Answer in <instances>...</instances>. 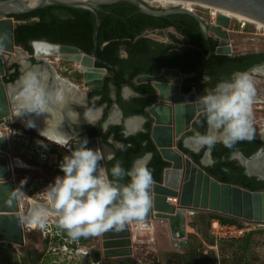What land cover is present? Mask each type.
Masks as SVG:
<instances>
[{
	"label": "water",
	"instance_id": "95a60500",
	"mask_svg": "<svg viewBox=\"0 0 264 264\" xmlns=\"http://www.w3.org/2000/svg\"><path fill=\"white\" fill-rule=\"evenodd\" d=\"M119 1L132 3L139 12L149 16H166L175 13H184L192 16L206 42L210 44V38L217 40L215 47L216 54H230L231 46L229 44L227 27L229 18L223 14H217V25H207V23L194 11L183 6L153 7L143 0H0V122L9 127L12 122L9 98V90L14 92V86L17 84L22 73L33 66H41L48 72L55 74V70L42 57L36 54L57 53L58 51L77 52L75 58H80L83 67V79L85 85H92L93 89H99L107 76L113 73H106L103 67L95 66V61H99L96 53L97 33L100 25L99 6L112 4ZM199 3H205L214 7L224 8L237 12L264 23V0H187ZM47 5H60L72 8L87 9L94 14L95 25L92 37L91 54L81 53V50L74 45H66L50 42L44 39H35L29 42L31 47V58L40 64H32L28 59L20 62L18 65V77L12 82H4L5 63L8 60L9 52L17 46L14 42V28L12 15L30 12ZM225 28L222 29L221 26ZM213 32V36L209 35ZM159 34H164V30H158ZM40 44L42 48L35 49V45ZM210 47V45H209ZM22 54L20 50H16ZM211 54L208 52L206 58ZM168 72L174 75L176 82L172 86V94L167 99L168 86L166 84L146 82L148 78L156 79L161 73ZM181 72L178 68H164L157 75L140 74L136 76L135 82L149 83L158 92L159 102L149 106L147 111L153 118L151 129V139L161 158L170 164L162 171L161 180L152 179V205L145 214L146 220L156 218L165 220L171 238L178 247H186V215L198 211L219 214L225 218L235 219L247 223L264 225V190H250L242 186L222 182L211 176L206 170L205 163H196L189 155H185L181 150L172 148V130H171V110H174V134H178L189 127L191 120L199 112L198 103L192 102L197 96L192 92L186 96L178 93V83H180ZM14 115V114H13ZM43 115L41 122L54 124V112L50 117ZM22 125L26 126L18 116H15ZM43 124V123H42ZM36 131V127L32 128ZM37 132V131H36ZM38 133V132H37ZM39 134V133H38ZM40 135V134H39ZM88 147L98 150L95 139L88 140ZM9 147L5 134L0 136V242H8L23 246L26 240L24 225L20 222V206L18 199L13 198L9 203L10 193L15 188V182L12 177V169L8 155ZM99 151V150H98ZM184 156V167L181 157ZM206 161V160H204ZM103 166V161H101ZM181 176L183 182H180ZM177 189H180L177 192ZM171 197H176L177 205L169 202ZM101 253L104 257L126 261L125 264L134 263L132 257V239L131 230L128 223L122 229L110 228L100 234ZM104 250H103V248ZM120 256V257H117Z\"/></svg>",
	"mask_w": 264,
	"mask_h": 264
},
{
	"label": "clouds",
	"instance_id": "9594fccd",
	"mask_svg": "<svg viewBox=\"0 0 264 264\" xmlns=\"http://www.w3.org/2000/svg\"><path fill=\"white\" fill-rule=\"evenodd\" d=\"M62 80L40 66L24 71L12 97L16 116L48 114L47 118L59 109L72 128L81 120L92 124L91 110L86 109L81 116L77 102L70 98L71 91ZM210 81L211 77L203 76L204 84ZM254 98L255 86L248 71H234L211 87H205L197 101L207 130L194 132L187 142L197 150L210 151L217 143L231 149L237 142L250 139ZM26 127H36L35 122L27 119ZM46 128L47 123L40 135L67 150L58 165L63 174L55 176L43 190V201L31 202L21 213L19 219L23 225L43 228L55 216L57 226L76 240L98 236L110 228L122 229L131 221L143 223L152 205V175L147 154L135 159L128 169L117 161L106 170L101 164L104 156L88 147L87 137L81 138L77 131H64L63 124L47 132ZM37 143L45 149L48 147L44 140ZM117 147L125 150L122 145ZM202 162L207 166L215 163L212 159ZM26 182L24 178L13 188L9 203L24 194Z\"/></svg>",
	"mask_w": 264,
	"mask_h": 264
},
{
	"label": "trees",
	"instance_id": "16d2710c",
	"mask_svg": "<svg viewBox=\"0 0 264 264\" xmlns=\"http://www.w3.org/2000/svg\"><path fill=\"white\" fill-rule=\"evenodd\" d=\"M99 15L100 25L97 33L96 53L103 62L97 63L96 66L106 64L109 69L114 67V80L117 81V84L119 83L118 81H123L124 77H126V80H130L138 74L156 73L163 66L178 67L181 71L185 72L196 70L200 64L206 69L210 67L209 64L211 61L226 58V56L212 54L209 58L205 59L209 50L208 43L204 39L196 20L188 14L175 13L160 17L149 16L139 12L132 3L119 1L112 4L100 5ZM12 17L18 21L14 28V42L29 52H31L29 42L35 39L74 45L87 53L91 51L95 17L87 9L47 5L30 12L12 15ZM169 26L174 27L183 36L179 38L168 32L167 35L173 39L175 44L141 36L144 30H161ZM120 44L127 46V56L119 57L117 54V48ZM210 45L212 48L214 47L215 41L213 39H210ZM170 47H174L175 50L168 51ZM18 67V63H13L7 69L3 81L6 83L14 81L19 74ZM148 103L149 101H145L143 105ZM113 127L117 133V139L127 142L134 138H122L117 132L121 126L116 125ZM141 138L148 139V133H143ZM138 143L136 142L135 145ZM126 146L130 148V144ZM214 146L212 149V158L215 163L212 166H206L205 170L219 181L254 190L255 187L250 183V178L245 175L242 174L240 179H235L233 175L234 171L241 172L242 167L235 166L234 162L228 159L232 148L220 151ZM138 147V151L133 155L141 152L142 147ZM133 151L135 152V149ZM200 154L201 152L193 155L196 163H198ZM110 165L113 166L112 164ZM129 165L130 160L124 168L128 169ZM166 165V161L162 160L159 155L154 154L151 164L148 165L152 177L159 180L161 169ZM205 214L207 226L213 218L218 219L221 224H238L240 226L245 224L243 221L225 218L219 214ZM262 231H264V228H255L249 230L240 238H219L216 240L212 236L206 235L210 245H217L220 252L231 253L233 259L236 256L233 262V259L229 260L228 256L224 254L219 256L214 251L203 254L202 251L196 252L192 249H186L183 254H175L183 260V264H248L245 254L246 250L251 240L253 241V236ZM64 236H67L65 231H62L59 236L55 235L51 238L46 236L43 239V251L50 239L59 240ZM28 237L35 240L34 234H30ZM79 240L85 241L86 238L80 237ZM230 249L236 250L229 252ZM94 254V258L96 259L97 252ZM26 255L29 257L32 255L37 260L41 257L42 251L37 254L35 252L34 254L30 250H27ZM152 264H158V262L153 261Z\"/></svg>",
	"mask_w": 264,
	"mask_h": 264
},
{
	"label": "flooded vegetation",
	"instance_id": "af4514ba",
	"mask_svg": "<svg viewBox=\"0 0 264 264\" xmlns=\"http://www.w3.org/2000/svg\"><path fill=\"white\" fill-rule=\"evenodd\" d=\"M205 21V20H204ZM198 24V23H197ZM207 25H210L207 23ZM164 29H170L166 32V37L168 38L167 42L175 44L173 39L167 35L171 33L176 37H183L180 35L172 26H169ZM163 29V30H164ZM144 30L141 33V36H146ZM158 31V30H156ZM165 33V32H164ZM161 35V34H160ZM163 35V34H162ZM178 35V36H177ZM148 37V36H147ZM151 38V37H150ZM212 39V38H210ZM215 45L211 47V54L207 57L209 58L212 54L226 56L225 59H218L210 62V67L204 68L200 64L196 70L191 71H181L178 67H161L156 73L151 75H157L164 68H178L181 72L180 83H178V93L186 96L190 93H194L197 97L203 94L205 87H211L219 79L226 78L230 74L237 70L248 71L252 77L257 78L253 80L255 86V98L252 105V132L250 139H244L237 142L229 156V160L234 162L235 166L242 167L241 172L234 171L233 175L235 179H240L241 175H245L250 178L249 181L255 187L254 190H264V50H248L241 52H234L231 49L230 54H216L215 47L217 45V40ZM61 44V43H60ZM68 45V44H66ZM77 47V46H76ZM210 47L208 52L210 51ZM79 48V47H78ZM80 49V48H79ZM81 50V49H80ZM174 47H170L168 51H174ZM207 52V54H208ZM77 53V52H76ZM75 52H70V54H76ZM81 53L91 54L81 50ZM69 54V53H64ZM117 54L119 57L127 56L128 49L125 44H120L117 48ZM206 54V56H207ZM55 60L59 61L62 65L70 64L74 69L65 70L69 71L70 76H64L55 71L56 75H59L63 78L62 83L67 85L71 91V99H74L77 102V111L83 113L86 109H90L89 118L92 121V124L87 123L81 120V123L77 127H71L67 121L64 120L63 112L59 109L54 111V124L55 128L63 124V130L66 132L77 131L81 138L87 137L88 140L95 139L98 145V150L104 156L103 167L107 170L110 169L117 161L121 162L122 166L125 167L127 162L130 160L129 168L132 165V162L138 157L144 156L145 154L149 157V164L154 157V154L160 156L158 148L155 146L151 139V129L154 124L153 118L148 114V107L154 103L159 102L158 92L152 87L149 83L146 82H135L136 75L133 79L126 80V77L123 78V81L114 80V67L111 69L108 68L106 64L103 67L106 69V73H113L112 76H107L103 84L99 89L89 88L84 85L83 71L79 62L73 61L67 56L59 57L52 55ZM205 56V59H206ZM99 58V57H98ZM47 61L48 56L44 57ZM32 64H40L42 62L35 61L33 58L29 59ZM67 62V63H66ZM103 61L99 58V61H95V66L97 63H102ZM190 63V62H189ZM188 63V64H189ZM60 65V64H59ZM44 65H41L42 68ZM46 69V68H45ZM54 69V68H53ZM47 71V69H46ZM148 74V73H142ZM211 77V81L208 83H203V76ZM260 78H258V77ZM126 80V81H125ZM92 87V86H91ZM170 87V88H169ZM172 86H168V92L170 93ZM106 93V95H104ZM170 95V94H169ZM169 100V98H168ZM195 100V101H194ZM145 101H149L148 104L143 105ZM192 102H197V99H193ZM174 110H171V130H172V148L181 150L185 155H189L193 161L194 154L201 152L198 157V163H202L204 160L212 159V149L208 151L207 149H199L190 145L187 142V138L193 135L194 132H205L207 130L206 122L200 116L199 112L191 120L190 125L185 130L181 131L178 136H174ZM134 120L136 124L135 127H130L128 125L129 121ZM121 126L117 130L118 134L122 138L134 137L133 139L128 140L127 142L116 138V131L113 126ZM128 125V126H127ZM95 131V132H94ZM94 132V133H93ZM143 133H148V139H142L141 135ZM136 142H139L137 145ZM130 144V148L126 145ZM219 144V145H218ZM117 145H122L125 150H121ZM59 146V145H58ZM141 148V152L137 155H133ZM152 146V147H150ZM62 148L61 146H59ZM218 150L225 151L227 147L222 145V143H217L216 146ZM134 148L135 152L132 150ZM63 149V148H62ZM65 149V148H64ZM133 151V152H132ZM191 152V153H190ZM113 156L114 158L109 160L108 157ZM132 156V157H131ZM61 157V155H59ZM161 158V156H160ZM162 159V158H161ZM163 160V159H162ZM260 166V167H258ZM170 167V164L167 162V165L161 169L160 179L156 180L152 177L154 181H160L162 171L164 168ZM261 169V170H260ZM62 175V174H59ZM252 178V179H251ZM34 245L31 248L27 249L32 252ZM41 252V250H40ZM93 254L98 252L92 248ZM39 252H36V254ZM102 254V253H101ZM95 256V254H94ZM100 256V255H99ZM98 257V253H97ZM115 262L125 264L126 261H119L118 259H113Z\"/></svg>",
	"mask_w": 264,
	"mask_h": 264
},
{
	"label": "rangeland",
	"instance_id": "374dc122",
	"mask_svg": "<svg viewBox=\"0 0 264 264\" xmlns=\"http://www.w3.org/2000/svg\"><path fill=\"white\" fill-rule=\"evenodd\" d=\"M152 6L160 7L158 3H154ZM192 11L197 13L206 23L214 24L215 15L210 12V9L194 5ZM17 22L13 18V23L17 24ZM167 30L170 29H164L165 33L163 35H160L156 30H147L144 34L159 41H167ZM226 30L229 44L234 52L264 50V29L235 18H230ZM209 35L213 36L210 32ZM16 50H20L22 54H18ZM9 54V61L5 63V74L13 63L19 64L22 61L31 59V53L20 45L14 46ZM46 62L57 73L67 77L70 76L67 70L74 69L70 64L62 65L53 56H48ZM252 79L256 80L257 78L252 77ZM15 109L14 103L11 102V113ZM11 117V125L9 127L1 125L0 129L7 137L8 155L11 159L13 158L12 160L18 158L20 161L19 164L12 161L11 178L14 180L15 186L19 185L22 179L27 178V182L23 185L25 192L18 199L21 215V213L27 210L31 202L43 201L45 195L43 190L54 180L55 176L63 174L58 165L63 156L67 154V150L60 148L55 143L46 141L34 129L22 125L15 119L13 114H11ZM38 140H44L48 144L47 149L41 147L37 143ZM205 213L209 212L198 211L186 215V240L190 242L189 244L187 243L186 247H178L174 243L165 220L153 219L151 222L152 227L148 230H134L130 228L132 257L135 260L132 264H152L153 261L158 262V264H183V260L179 256H176L175 253L183 254L186 249H192L196 252L202 251L203 254L214 251L219 256L224 254L228 256L229 260H232L231 253L220 252L217 245H210L208 242L206 235L212 236L210 234L212 220H210L207 226ZM243 223L251 230L264 228V225ZM131 226H135V223H132ZM135 228L140 229L136 226ZM62 231L64 230L60 229L56 224L55 216L50 217L43 228L24 225L26 240L23 246L0 242V264H123L115 262L113 258H107L101 254L100 235L86 237L85 241L79 239L73 240L68 235L61 237L59 240L50 239L43 251V239L46 236L50 238L55 235L59 236ZM30 234H34L35 240L28 237ZM32 245H34V249L32 250L34 254L35 252H40V250L42 251L41 257L37 260L32 255L31 257L26 255L27 249L31 248ZM92 248L98 251L96 259L94 258ZM232 250L236 249H230L229 252H232ZM245 254L248 264H264V231L253 236V241L251 240ZM6 257L7 259H5ZM235 257L232 262L235 260Z\"/></svg>",
	"mask_w": 264,
	"mask_h": 264
},
{
	"label": "bare ground",
	"instance_id": "6f19581e",
	"mask_svg": "<svg viewBox=\"0 0 264 264\" xmlns=\"http://www.w3.org/2000/svg\"><path fill=\"white\" fill-rule=\"evenodd\" d=\"M29 1H32V0H29ZM143 1L146 2L147 4L151 3L150 5H152L154 3H158L160 5V7H162V8L163 7H168V6H183L184 8H187V9L192 10V8H193L194 5H198L200 7L210 9V12L215 15V22H214L213 25H217V23H216L217 14H223L224 16L228 17L229 19L230 18H235V19H237L239 21H243V22H246V23H250L252 25H255V26L259 27V28L264 29V23L263 22H260L258 20H254V19H252L250 17L244 16V15L239 14L237 12H233L231 10H227V9H224V8L214 7V6L205 4V3H199V2L187 1V0H143ZM221 28L225 30V28L223 27V25L221 26ZM209 32L213 34V32H211V31H209ZM40 48H42L40 44L35 45V49H40ZM70 52H73V51H65L64 50V51H58L57 53H53V54L52 53H49V54H41V53H39V54H36V56L37 57H42V58H44L46 56H52V55L59 56V57H65V56H67V58H69V59H71L73 61L79 62V65L81 66L82 71L85 70V69H83V67H86V65L81 64L82 62H80V58H75L76 57V54H78V53L75 52L76 54H70ZM64 53H69V54H64ZM42 68L44 70H46L44 66ZM146 80H148L146 82H154V83H157V84L158 83H160V84H166L167 86H169V85L170 86H173V84L176 83L174 81V75H172L171 73H168V72L161 73V76L159 78H156V79H150V78H148ZM86 86L91 87L92 85H86ZM8 91H9V98H10V100L13 103V98H12L13 97V92L11 90H9V89H8ZM172 92L173 91L171 90V92L169 93L168 90H167V99L170 98ZM194 103H196V102H194ZM197 103H198V101H197ZM16 111L17 110L15 109L14 110V113H13L15 116H16ZM43 115H46V114H41V115L31 114V115L18 116V117L21 120V122H23L24 124H26L27 119H29V118L32 119L35 122L36 131L40 134V130L43 129V128H45L46 127V123H47V122H41L42 121L41 119L43 118L42 117ZM43 120H44V118H43ZM0 124L4 125L2 122H0ZM47 125H48V128L45 129L46 132L48 130H50V129L51 130H54L55 129V125H52V124H49V123H47ZM128 125L130 127H135L136 126V124L134 123V120L129 121ZM174 136H176V135L174 134ZM12 159L9 156V161H10V164H11V168H12V161H15L18 164L20 163V161L18 160V158H15L14 160H12ZM181 159H182V163H183V167H184V156H182ZM258 167H260V166H258ZM180 182L181 183L183 182V177L182 176H181ZM151 191H152V188H151ZM179 191H180V189H177V192H179ZM150 194L152 196L153 193L151 192ZM177 200L178 199L176 197H171L169 199V202L172 203V204H174V205H177ZM153 219H156V218H151V220H146L144 218L143 223H138L136 221H131V222L128 223L129 230H130V228H132L134 230H145V229L148 230V229H150L152 227V223L151 222H152ZM132 223H135V226L138 227V228H140V229H136L135 226H131ZM169 234L171 236L170 231H169ZM103 250H104V248H103ZM117 257H120V256H117Z\"/></svg>",
	"mask_w": 264,
	"mask_h": 264
},
{
	"label": "built area",
	"instance_id": "2783aa9c",
	"mask_svg": "<svg viewBox=\"0 0 264 264\" xmlns=\"http://www.w3.org/2000/svg\"><path fill=\"white\" fill-rule=\"evenodd\" d=\"M2 124H0L1 127ZM3 135L0 129V136ZM210 234L216 240L219 238H239L244 236L250 228L238 224H221L218 219H211ZM212 247V246H211Z\"/></svg>",
	"mask_w": 264,
	"mask_h": 264
}]
</instances>
